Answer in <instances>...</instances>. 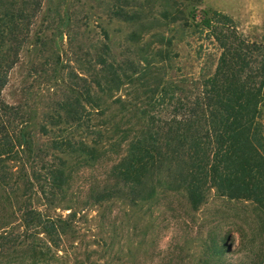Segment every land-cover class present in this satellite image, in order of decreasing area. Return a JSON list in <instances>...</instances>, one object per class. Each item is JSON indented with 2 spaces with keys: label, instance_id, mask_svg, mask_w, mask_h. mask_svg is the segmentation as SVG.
<instances>
[{
  "label": "trees",
  "instance_id": "trees-1",
  "mask_svg": "<svg viewBox=\"0 0 264 264\" xmlns=\"http://www.w3.org/2000/svg\"><path fill=\"white\" fill-rule=\"evenodd\" d=\"M117 1L119 15L128 18L130 0ZM43 2L0 0V204L7 199L15 215L19 203L24 237L30 234L26 264H55L52 247L58 252L64 238L77 233L76 211L67 217L45 214L32 202L33 194L57 206L74 174L101 160L106 174L90 186V205L106 210L123 200L134 207L154 203L161 192L182 194L193 211L211 195L240 202L244 206L235 212L237 219L244 214L243 222L233 231L241 257L231 264H264V39L250 40L221 12L198 17L189 4L187 20H200L219 45L214 70L203 67L197 78L171 76L170 53L158 45L151 59L139 57L132 77L123 72L133 85L130 94L115 95L121 75L113 71L109 80L98 81L99 89L86 90L87 98L77 95L73 103L61 104L51 117L55 132L43 126L44 134L52 132L51 146L37 148L27 115L3 91ZM231 231L211 235L201 264H230ZM40 232L48 243L35 241Z\"/></svg>",
  "mask_w": 264,
  "mask_h": 264
},
{
  "label": "rangeland",
  "instance_id": "rangeland-1",
  "mask_svg": "<svg viewBox=\"0 0 264 264\" xmlns=\"http://www.w3.org/2000/svg\"><path fill=\"white\" fill-rule=\"evenodd\" d=\"M193 3L198 17L221 12L250 40L264 39V0H130L125 7L128 18L119 15L117 0H44L3 91L6 101L27 115L37 148L51 146L52 132L44 134L43 126L55 132L58 127L51 125V117L61 104L73 103L77 95L87 98L86 90L99 89L98 81L109 80L113 71L121 75L115 95L130 94L133 85L123 74L132 77L139 57L151 59L158 45L170 53L171 76L197 78L203 67L214 70L220 48L200 20H187V6ZM106 169V160H101L75 173L69 193L56 201L57 206L33 194L32 202L45 214H77V233L64 238L58 252L51 246L58 258L55 264H201L211 235L231 230L227 242L233 252L226 259L230 264L240 259L239 235L233 230L243 222L244 214L237 219L235 212L242 203L211 195L193 211L182 194L161 192L154 203L133 207L119 200L104 210L87 202L90 186L104 178ZM3 197L0 192V201ZM18 204L15 215L7 199L0 204V264L30 261L25 247L30 234L24 237L27 230ZM38 236L37 243L49 241L45 233Z\"/></svg>",
  "mask_w": 264,
  "mask_h": 264
}]
</instances>
